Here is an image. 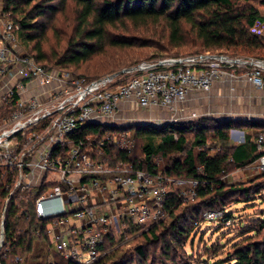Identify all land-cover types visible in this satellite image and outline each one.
<instances>
[{
	"label": "trees",
	"instance_id": "1",
	"mask_svg": "<svg viewBox=\"0 0 264 264\" xmlns=\"http://www.w3.org/2000/svg\"><path fill=\"white\" fill-rule=\"evenodd\" d=\"M2 10L19 27V40L33 44L30 57L48 70L67 71L88 81H98L142 63L195 55L264 61V39L253 33L264 26V0L260 7L252 0H3ZM68 29L74 35L66 46L49 53L45 46L50 33L67 35ZM137 48H155L161 54L200 51L152 57L130 66L114 52ZM129 77L121 75L114 84L126 82ZM1 108L0 120L13 112L12 107ZM236 128L246 131L245 142L232 146L230 132ZM114 132L119 136L131 133L134 142H143L141 154L136 153L135 144L130 151L106 145L101 162L111 166L132 163L151 173L196 180L199 187L194 200L186 201L180 191L169 194L164 206L166 219L143 232V245L131 254L121 255L119 250L108 253L118 237L127 238L144 230L124 220L127 227L119 235L113 231L105 234L100 246L103 256L92 264H192L185 247L206 222L205 214L226 209L221 224L230 227L235 216L228 210L229 204L235 200L255 201L264 192V175L247 183L223 182L229 173L252 166L261 157L256 141L264 135V122L205 118L165 126L87 124L72 138H101ZM158 157L169 161L163 171ZM15 177V173L0 169V264H27L29 259L34 260L32 264H80L57 250L50 240L49 221L36 214L35 202L50 186L17 192L10 198ZM210 264H264V219L231 245L227 259Z\"/></svg>",
	"mask_w": 264,
	"mask_h": 264
},
{
	"label": "built area",
	"instance_id": "2",
	"mask_svg": "<svg viewBox=\"0 0 264 264\" xmlns=\"http://www.w3.org/2000/svg\"><path fill=\"white\" fill-rule=\"evenodd\" d=\"M0 11V81L7 89L5 99L14 104L0 129V169L16 175L10 198L50 186L36 200V214L49 221L50 240L57 250L80 264L99 260L105 234L119 235L127 227L124 220L150 228L166 219L169 194L180 191L186 201L194 200L199 187L196 180L151 173L132 163L101 162L106 145L130 151L129 134L73 139L83 126L114 121L122 105L131 102L142 110L175 114L192 94L207 93L216 82L243 81L264 91V61L226 55L142 63L127 74L126 82L116 84V78L88 81L67 71L48 70L22 53L19 27ZM234 134L245 142V133ZM256 143L261 157L255 168L264 175V135ZM226 214V209L212 210L205 219L222 222Z\"/></svg>",
	"mask_w": 264,
	"mask_h": 264
},
{
	"label": "rangeland",
	"instance_id": "3",
	"mask_svg": "<svg viewBox=\"0 0 264 264\" xmlns=\"http://www.w3.org/2000/svg\"><path fill=\"white\" fill-rule=\"evenodd\" d=\"M261 1L262 0H252V3L256 7H260ZM2 9H3V1H0V10ZM0 15H1V11H0ZM57 27H60V25L57 24ZM67 31H68L67 35L65 34L66 32L52 31L50 33L49 42L46 44L45 49L49 51V53L51 54H54L55 52L62 50L66 46L68 40L74 35L73 30L68 29ZM253 33L257 34L258 36L264 39V26L260 29L253 30ZM18 42L22 53L27 56L28 55L30 56V52L32 50L33 44L26 43L22 40H19ZM199 51L200 50H196V51L176 50L169 54H161L155 48H146V49L137 48L129 52L128 51L126 52L114 51V52L118 55L119 59L125 61L126 63L129 62L128 66H130L152 57L182 55V54L196 53ZM141 55H145V56L144 57L142 56V58H140ZM241 88L242 87L240 88L236 87V90L239 89L238 93L240 92ZM236 90L235 89L234 91L233 89L227 90L226 94L223 93V95L221 96V98L217 103L216 102L208 103L206 105V113L208 115L205 116V118L214 119L218 121H226L227 118H241L246 115V118L244 117L242 118V120L243 121L248 120L247 118L249 117V115L256 112V107L253 106L252 104L245 105L244 103L246 102H244V100L246 98H249V100L254 99L256 92L251 91L249 92V95L245 97V99H242L240 94H238ZM251 90L258 91L254 88H252ZM6 92L7 89L5 88L4 84L0 81V109H2L1 107L4 108V106H9L12 107L14 111V106L11 105L10 100L5 99L7 98L5 95ZM243 105H245L246 107H244ZM161 112L162 111L160 110H154V109L142 110L138 106L128 105L126 108L121 110L120 114L116 116V119L114 121L106 120L105 123L117 127H133L140 125L165 126L167 124L172 123L174 120L180 119L177 118L176 116L170 115L169 113L166 112L161 113ZM12 113L13 112H9L7 116H5L0 120V129L5 125L6 121L9 120ZM197 116H198L197 118H193L191 121L205 119L203 118L202 114H198ZM179 121H181V119ZM236 131H240L241 133L246 132L240 130L239 128L233 129L230 132L231 143L233 142V144H243L244 140L240 141L238 139L239 136L234 134ZM123 135H121V137H123ZM129 137H130L129 140L131 142L130 144L131 148H133L134 144L135 146L137 145L135 151L136 153L141 154L143 142H139V141L134 142L133 134L131 133L129 134ZM157 143H159V141H157ZM209 147L213 148L214 144L210 142ZM157 163L159 169L163 171L165 167H167L169 161L164 160L161 157H158ZM255 167L256 164H253L252 166H249L245 169H236L233 172L226 175L223 178V182L227 185L247 183L255 180L258 177L263 176L262 174L258 173ZM50 180L51 179H49V181ZM228 210L231 213H233L235 216V220L232 226L225 228L224 226H222L221 222L219 221L216 222L206 221L200 225V227L192 235L191 240L188 241L185 249L188 255H191L192 257L191 258L192 264H210V263H215L216 261L219 260L227 259L229 248L231 247V245L240 241L242 239V235L252 231L255 223L264 219V192H262L260 196H258L256 200L252 202L246 203L240 200H235L234 202L229 204ZM71 220L74 222L73 217ZM148 229L149 228L146 227L144 228V230L127 238L119 239L118 237L115 247L113 249H110L108 253L113 252L114 250H119L121 255L131 254L133 251H135L137 247L143 245L144 240L141 237V234ZM32 263H35L34 260L32 259L31 261L29 259V263L27 264H32Z\"/></svg>",
	"mask_w": 264,
	"mask_h": 264
},
{
	"label": "crops",
	"instance_id": "4",
	"mask_svg": "<svg viewBox=\"0 0 264 264\" xmlns=\"http://www.w3.org/2000/svg\"><path fill=\"white\" fill-rule=\"evenodd\" d=\"M236 87H238V88L242 87L239 93H238L239 89L236 90ZM232 89H233V91L235 89L237 91V93L240 94L242 99H245V97H247L249 95V92H251V91L256 92L254 99L249 100V98H246L244 100V102H246V103H244L245 105L252 104L253 106L256 107V112L253 114L249 113L250 115L248 114L249 115V117L247 118L248 120H245V121L264 122V91L258 92L255 90H251L252 87L250 86V84L243 82V81H235L232 83L216 82L213 85L211 91H209L207 93H194V94H192L185 104L178 106V112L175 114H173L170 111L165 110V109H154V110H160V111H162L161 113L166 112L172 116H176L177 118H180L181 121H179V123L189 122L193 118H197L198 114H202L203 118H205V116L208 115L206 113V105L208 103H213V102L217 103L219 101V99L221 98V96L223 95V93L226 94L227 90H232ZM128 105L137 106L133 102L125 103L122 105V109L126 108ZM245 105H243V106L246 107ZM244 117L246 118V115ZM244 117L227 118L226 120L243 121L242 118H244ZM237 145H239V144H233V142H232V146H237Z\"/></svg>",
	"mask_w": 264,
	"mask_h": 264
},
{
	"label": "water",
	"instance_id": "5",
	"mask_svg": "<svg viewBox=\"0 0 264 264\" xmlns=\"http://www.w3.org/2000/svg\"><path fill=\"white\" fill-rule=\"evenodd\" d=\"M136 70H137V67L124 69V70H122V71H120L118 73H115V74L111 75V76H107L106 80H110L111 81V80H113V79H115V78H117V77H119L121 75L129 74V73H132V72H134ZM2 237H4V232L2 233ZM2 246H3V240H2V242L0 244V249L2 248Z\"/></svg>",
	"mask_w": 264,
	"mask_h": 264
}]
</instances>
